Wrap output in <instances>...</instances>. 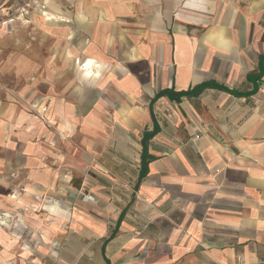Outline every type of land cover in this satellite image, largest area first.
Here are the masks:
<instances>
[{"label":"crops","instance_id":"0c3cea01","mask_svg":"<svg viewBox=\"0 0 264 264\" xmlns=\"http://www.w3.org/2000/svg\"><path fill=\"white\" fill-rule=\"evenodd\" d=\"M40 2L74 71L0 103V264H264V0Z\"/></svg>","mask_w":264,"mask_h":264},{"label":"rangeland","instance_id":"374dc122","mask_svg":"<svg viewBox=\"0 0 264 264\" xmlns=\"http://www.w3.org/2000/svg\"><path fill=\"white\" fill-rule=\"evenodd\" d=\"M40 5V0H0V103H11L16 112L23 106L28 109V117L34 123L37 120L39 123L50 126L46 99L39 101L44 107V111L38 113L37 110L32 108V106L36 105L34 99H32L33 97L29 96V98H26L28 101H24L20 97V92L23 91L22 94L26 95L25 92L28 94L29 91L33 90V85L29 80H32L37 73L43 74V89L47 88L50 90L55 87L56 89L62 88V86L66 87L67 72L74 70L73 67H68L65 64L58 66L35 65L34 57L36 54L38 55L37 60H42L49 56L46 55V52L49 51L47 46H43L42 50L37 49L41 42H45L41 35L37 34V29L33 23L35 11ZM19 42L22 43L21 49L25 53L23 59L26 57L25 65L22 64L23 67L19 63V58L21 59L19 56ZM60 63L64 62L60 60ZM51 69L54 71L50 72ZM49 75H52V81L48 80ZM4 95L9 96L10 100L4 99ZM32 128L34 129L35 127ZM19 133V130H17L5 135L0 134V162H2L4 154H6L7 144L5 145L4 142L7 141L8 143L9 140L12 142L18 141L20 139Z\"/></svg>","mask_w":264,"mask_h":264},{"label":"clouds","instance_id":"9594fccd","mask_svg":"<svg viewBox=\"0 0 264 264\" xmlns=\"http://www.w3.org/2000/svg\"><path fill=\"white\" fill-rule=\"evenodd\" d=\"M101 65L97 64L95 60H89L87 63H85L83 65V67L81 68V72L84 76L85 79L89 78V77H95L99 75L100 69H101ZM50 211L55 212L56 209H50Z\"/></svg>","mask_w":264,"mask_h":264}]
</instances>
